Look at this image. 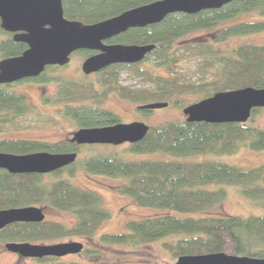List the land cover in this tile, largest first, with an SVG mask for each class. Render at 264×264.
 <instances>
[{
    "label": "trees",
    "instance_id": "obj_1",
    "mask_svg": "<svg viewBox=\"0 0 264 264\" xmlns=\"http://www.w3.org/2000/svg\"><path fill=\"white\" fill-rule=\"evenodd\" d=\"M151 1L154 0H62V6L67 19L94 23ZM245 13L264 16V0H231L220 8L169 14L158 23L127 29L120 34L119 42L153 45L146 58L155 62L147 68L141 63L113 64L97 72L95 82H88L54 74L60 66L49 65L38 76L22 82L52 83L53 92L43 97L42 102L59 107L79 128L120 122L118 114L101 106L111 91L136 103L172 102L183 108L219 90L264 88V43L244 42L228 49L220 46L231 37L264 31V20L260 19L233 21L221 27ZM207 31H213V36L197 40L188 37ZM4 35L7 39H2ZM26 47L0 28V58L19 55ZM79 52L87 54L86 50ZM186 61H195V66L189 68L193 72L212 73V78L181 81L178 67L182 68ZM156 67H162L166 74L155 73ZM123 71L140 79L143 85L132 89L119 84ZM189 95L198 98L185 100ZM261 111L264 108H253L246 123L167 120L150 126L141 140L123 148L125 154L160 152L171 158L127 159L118 153H99L77 158L45 174L10 173L0 168V209L48 206L74 217L69 226L48 219L11 223L0 229V242L51 244L80 237L99 245L136 248L161 241L173 260L181 255L208 253L264 258V213L247 216L209 213L225 199L226 185L234 186L252 205L264 208V165L244 168L211 159H187L193 154H231L241 147L264 149V126L253 123ZM24 116H31L43 125L54 121L51 116L44 119V114L23 94L0 84V133L18 129L17 121ZM92 146L95 145L78 144L71 139L49 142L0 137V152L14 154L37 151L80 154ZM78 170L118 179L120 183L115 187L118 193L128 195L140 207H157L165 212L129 220L124 231L101 233L96 238L97 228L111 214L103 206L99 193L72 183L70 178ZM211 185L215 187L209 188ZM83 252L96 256L101 249L84 246L80 253ZM34 261V264H80L53 256Z\"/></svg>",
    "mask_w": 264,
    "mask_h": 264
},
{
    "label": "water",
    "instance_id": "obj_2",
    "mask_svg": "<svg viewBox=\"0 0 264 264\" xmlns=\"http://www.w3.org/2000/svg\"><path fill=\"white\" fill-rule=\"evenodd\" d=\"M231 0H154L127 9L94 23L67 19L61 0H0V28L13 32L14 40L26 44L19 55L0 59V84L33 78L46 66H63L77 50L98 53L86 57L81 71L90 74L113 63H136L153 49L151 44H105L132 27L158 23L169 14H194L220 8ZM168 102H150L143 109L166 107ZM253 108H264V88L245 86L219 90L185 105V120L207 123H246ZM149 126L141 121L117 122L107 126L80 127L71 140L78 144L134 143L141 140ZM77 159V152L37 151L26 154L0 152V168L10 173H49ZM45 219L42 207L36 205L0 209V229L14 222H40ZM4 247L22 257H63L80 253L84 244L66 241L51 244L6 242ZM171 264H264V258L225 253L187 254Z\"/></svg>",
    "mask_w": 264,
    "mask_h": 264
},
{
    "label": "rangeland",
    "instance_id": "obj_3",
    "mask_svg": "<svg viewBox=\"0 0 264 264\" xmlns=\"http://www.w3.org/2000/svg\"><path fill=\"white\" fill-rule=\"evenodd\" d=\"M260 19L264 20V16H258L256 13H245L238 15L235 19L222 24L225 27L231 23ZM235 21V22H233ZM214 32H198L188 36L191 40L207 39L212 37ZM244 42L264 43V31L249 34L241 37H231L223 41L220 46L223 48H231L232 46ZM86 54L75 52L72 54L69 62L57 69L54 74H59L75 80H84L95 82L98 79L96 74L85 75L81 71V64L85 59ZM1 59V58H0ZM142 67H148L146 64ZM195 66V61H186L181 67H178V74L181 81L201 82L212 78L213 74L208 72H193L189 68ZM154 72L157 74H166V71L160 67H156ZM51 74V73H50ZM53 74V73H52ZM119 84L130 88H138L143 85L140 79L130 77L128 72L123 71L120 74ZM54 85L52 83H42L33 81H23L16 83L12 88L20 94H23L28 102L34 105L44 114V119L51 116L54 121L47 122L43 125L41 121L33 119L31 116H24L17 121L18 129H9V131L0 133V137L14 139H30L55 142L59 140L71 139L74 131L78 129L77 125L68 117L62 110L50 104L42 102L43 97L53 92ZM98 88H100L98 86ZM196 95H189L185 100H194ZM126 98H121L116 92H108L106 98L101 103V106L114 112L120 116V121L127 122L130 120H140L148 126L157 125L167 120L184 119L185 115L182 112V107L179 104L168 102L166 107L156 108L149 113L140 114L136 112L135 103ZM160 102V101H158ZM132 122V121H131ZM129 123V122H128ZM254 124L264 126V111L255 115ZM95 146L83 150L77 154V158L84 156L96 155L99 153H118L127 159H159L171 158L167 154L160 152H151L145 154H125L123 148L128 144L122 143L118 145L112 144H94ZM188 160L198 161L201 159H211L225 162L244 168H254L264 165V149L252 150L248 147H241L237 152L231 154H193L187 156ZM76 186L90 189L99 193L103 200V206L110 211V218L105 220L96 230L95 237L101 233H114L125 230V223L129 220H138L153 215L164 213V209L157 207H140L128 195H123L115 190V187L120 183V180L113 179L104 175L91 174L78 170L73 177L70 178ZM211 185L209 188H214ZM226 197L222 203L212 208L209 213L212 215H260L264 213V208L254 206L251 200L240 195L234 186L226 185ZM38 206V205H37ZM42 207L45 214V219L60 222L63 225L69 226L74 222L73 215L57 210L48 206ZM95 240V239H94ZM79 241L85 247H95L101 249V254L93 256L86 252L77 254H68L60 257L62 260H73L80 264H171L173 260L168 252L162 247L161 241H155L149 244L141 245L136 248L127 247L124 245H99L91 239L87 240L80 237H71L63 239L61 242ZM5 244V243H4ZM4 244L0 242V264H34V258L22 257L16 253L8 251Z\"/></svg>",
    "mask_w": 264,
    "mask_h": 264
},
{
    "label": "flooded vegetation",
    "instance_id": "obj_4",
    "mask_svg": "<svg viewBox=\"0 0 264 264\" xmlns=\"http://www.w3.org/2000/svg\"><path fill=\"white\" fill-rule=\"evenodd\" d=\"M61 2H62V0H61ZM63 7V6H62ZM151 25V24H150ZM132 28H136V27H132ZM129 29V28H128ZM5 32H7V34L9 33V35H10V37L12 38V40L13 41H15L14 40V33L13 32H8V31H5ZM125 32V31H124ZM123 33V32H122ZM120 34L121 33H119V34H117V35H115V36H112L111 38H109V39H106V40H104V43L105 44H109V45H111V44H131V43H124V42H119L118 41V38L120 37ZM7 37L8 36H6V35H4V36H2V39H7ZM15 42H17V41H15ZM84 50V49H83ZM78 51H80V50H77V51H75V52H78ZM87 51V54H86V57H88V56H90V55H93V54H96V53H98V51H93V50H86ZM75 52H73L72 54H74ZM149 53V52H148ZM72 54L70 55V58H71V56H72ZM85 57V58H86ZM2 59V58H1ZM70 60V59H69ZM152 62H155V61H153L152 59H150V58H146V55L143 57V59L142 60H140V61H138V62H136L137 64L138 63H141V65H144V64H146L147 66H151V64H152ZM136 63H113V64H136ZM113 64H110V65H113ZM50 66H58V65H50ZM109 66V65H108ZM101 70H103V69H101ZM101 70H99V71H101ZM99 71H97V72H99ZM97 72H94V73H90V74H85V75H93V74H96ZM135 78V77H134ZM22 80H24V79H22ZM22 80H19V81H16V82H12V83H4V84H7L8 85V88L10 89V88H12L16 83H18V82H22ZM132 89H136V87H134V88H132ZM124 99V98H123ZM131 102V101H130ZM133 102V101H132ZM150 102H154V101H150ZM133 103H135L136 105H135V107L134 108H136V112H138V113H140V114H144V113H149V112H151L152 110H154V109H143V108H141L140 106L141 105H143V104H145V103H136V102H133ZM148 103V102H147ZM131 121H140V120H130V121H127L126 123H128V122H131ZM120 122H122V121H120ZM125 123V122H124ZM150 127V126H149ZM79 128V127H78ZM125 144H129L130 142H124Z\"/></svg>",
    "mask_w": 264,
    "mask_h": 264
}]
</instances>
